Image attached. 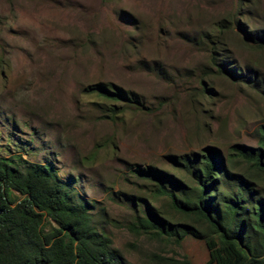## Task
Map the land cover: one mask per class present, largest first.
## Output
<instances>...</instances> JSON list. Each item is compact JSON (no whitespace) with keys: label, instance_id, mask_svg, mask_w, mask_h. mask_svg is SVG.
Listing matches in <instances>:
<instances>
[{"label":"rangeland","instance_id":"obj_1","mask_svg":"<svg viewBox=\"0 0 264 264\" xmlns=\"http://www.w3.org/2000/svg\"><path fill=\"white\" fill-rule=\"evenodd\" d=\"M248 4V29L264 32V0ZM238 6L239 0H0V158L50 166L94 206L96 223L128 264H155L154 254L207 264L204 241L187 237L166 246L130 232L134 211L125 199L139 195L138 169L183 180L174 158L206 147L225 157L236 145L257 148L264 84L251 88L218 75L206 38ZM236 39L227 35L233 49L225 63H258L262 55ZM259 69L264 78V61ZM201 83L212 98L202 97ZM99 84L129 100H104L93 90ZM109 108L121 115L109 118ZM147 199L166 208L164 198Z\"/></svg>","mask_w":264,"mask_h":264},{"label":"trees","instance_id":"obj_2","mask_svg":"<svg viewBox=\"0 0 264 264\" xmlns=\"http://www.w3.org/2000/svg\"><path fill=\"white\" fill-rule=\"evenodd\" d=\"M244 5L249 6L248 0H239L228 19L214 26V38L206 36L210 64L234 84L257 88L264 84L259 69L264 32L248 29ZM233 32L237 43L262 55L258 63H225L233 49L227 35ZM201 84L202 97L212 98L213 91ZM93 90L109 102L129 100L126 93L100 84ZM109 109V118L121 115ZM257 137V148L236 145L226 157L217 148L206 147L179 161L174 158L182 167L178 171L183 180L152 168L136 170L141 184L138 196L125 199L134 211L127 229L166 246H178L187 237L204 241L207 264H264V126ZM148 197L164 198L166 208L155 209ZM93 209L50 166L0 158V264H128L96 223ZM52 223L56 227L47 231ZM152 262L192 264L187 257L160 254H154Z\"/></svg>","mask_w":264,"mask_h":264}]
</instances>
